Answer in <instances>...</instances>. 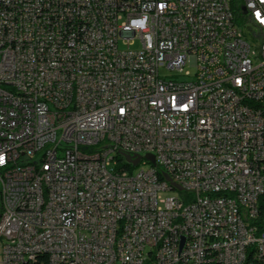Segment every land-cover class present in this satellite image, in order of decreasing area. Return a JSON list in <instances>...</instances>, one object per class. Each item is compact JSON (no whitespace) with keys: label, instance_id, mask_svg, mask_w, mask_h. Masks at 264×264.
<instances>
[{"label":"built area","instance_id":"1","mask_svg":"<svg viewBox=\"0 0 264 264\" xmlns=\"http://www.w3.org/2000/svg\"><path fill=\"white\" fill-rule=\"evenodd\" d=\"M263 195L264 0H0V264H264Z\"/></svg>","mask_w":264,"mask_h":264},{"label":"water","instance_id":"2","mask_svg":"<svg viewBox=\"0 0 264 264\" xmlns=\"http://www.w3.org/2000/svg\"><path fill=\"white\" fill-rule=\"evenodd\" d=\"M241 10L243 11L244 14L247 13V10H246L245 7H242ZM122 155H123V157L125 158V160L127 161V163H130V164H132L133 166H137V165L140 163V161L142 160V158H143L141 155H135V156L126 155V154H122ZM144 158H145L147 161H149L151 164H153V165L156 164V162H155V158H154L153 155H151V154H147V155H145ZM164 178H165V180H166L167 182L172 183V182H171V178L169 177V175L164 174ZM172 184H173V183H172ZM173 185H174V184H173Z\"/></svg>","mask_w":264,"mask_h":264},{"label":"trees","instance_id":"3","mask_svg":"<svg viewBox=\"0 0 264 264\" xmlns=\"http://www.w3.org/2000/svg\"><path fill=\"white\" fill-rule=\"evenodd\" d=\"M119 160H122L121 156H119ZM160 177H161V175H160ZM161 179H162V177H161ZM259 214H260L261 222H264V195L260 198ZM32 263L47 264V259L45 258V255H37L34 258H32ZM24 264H29V260H27Z\"/></svg>","mask_w":264,"mask_h":264},{"label":"rangeland","instance_id":"4","mask_svg":"<svg viewBox=\"0 0 264 264\" xmlns=\"http://www.w3.org/2000/svg\"><path fill=\"white\" fill-rule=\"evenodd\" d=\"M240 27H243L240 25ZM242 30L244 31V28H242ZM135 48H138V45L135 47ZM186 70H190L191 72H193L191 68H186ZM166 72H162V75L165 74ZM194 73V72H193ZM168 74H172V73H168ZM147 165L146 164H141L139 165L138 167H135L133 168V171L135 173L139 172L140 170H142L144 167H146ZM160 196L165 199L167 197H170V196H174V197H179V198H182L183 197V194L179 191H172V192H162L160 194Z\"/></svg>","mask_w":264,"mask_h":264},{"label":"bare ground","instance_id":"5","mask_svg":"<svg viewBox=\"0 0 264 264\" xmlns=\"http://www.w3.org/2000/svg\"><path fill=\"white\" fill-rule=\"evenodd\" d=\"M37 255H45V249H36L35 255H32V258H34ZM29 259H19V261H15V264H24ZM58 264H75L71 262V260H61Z\"/></svg>","mask_w":264,"mask_h":264},{"label":"snow or ice","instance_id":"6","mask_svg":"<svg viewBox=\"0 0 264 264\" xmlns=\"http://www.w3.org/2000/svg\"><path fill=\"white\" fill-rule=\"evenodd\" d=\"M257 15H259V13H257Z\"/></svg>","mask_w":264,"mask_h":264}]
</instances>
